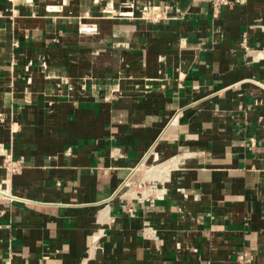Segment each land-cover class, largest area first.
<instances>
[{"label": "crops", "instance_id": "obj_1", "mask_svg": "<svg viewBox=\"0 0 264 264\" xmlns=\"http://www.w3.org/2000/svg\"><path fill=\"white\" fill-rule=\"evenodd\" d=\"M0 143V264H264V0H0Z\"/></svg>", "mask_w": 264, "mask_h": 264}, {"label": "built area", "instance_id": "obj_2", "mask_svg": "<svg viewBox=\"0 0 264 264\" xmlns=\"http://www.w3.org/2000/svg\"><path fill=\"white\" fill-rule=\"evenodd\" d=\"M210 4L212 17L216 18L219 16L221 9L225 6H231L233 4L244 3L246 0H207ZM125 6L127 4H124ZM133 14V11L125 12L122 11L121 14ZM139 17L150 19V20H158L163 17H167V13H164L159 9V6H143L138 13ZM170 17V16H169ZM97 30L96 25L94 23H86V22H79L78 23V31L82 33H95ZM242 47L246 50L248 49V45L245 42V38L241 41ZM12 45L15 47L18 45L17 40L12 41ZM42 65L44 63L42 62ZM69 151V150H68ZM70 152V151H69ZM0 155L2 156V166L5 170L6 175L18 173L24 166V162L22 158H14L12 153L8 151L6 148L2 146L0 143ZM0 195H6L9 197L10 201H12L11 197L7 194L0 193ZM237 260L240 264H247L251 261V256L246 252L241 253L237 256Z\"/></svg>", "mask_w": 264, "mask_h": 264}, {"label": "bare ground", "instance_id": "obj_3", "mask_svg": "<svg viewBox=\"0 0 264 264\" xmlns=\"http://www.w3.org/2000/svg\"><path fill=\"white\" fill-rule=\"evenodd\" d=\"M14 1V3H17V2H19V0H13ZM24 1H27V2H32L33 0H24ZM53 7V6H52ZM50 8V7H49ZM111 12H114V9H112L111 10ZM0 188H4V186H3V184H2V182L0 183Z\"/></svg>", "mask_w": 264, "mask_h": 264}, {"label": "rangeland", "instance_id": "obj_4", "mask_svg": "<svg viewBox=\"0 0 264 264\" xmlns=\"http://www.w3.org/2000/svg\"><path fill=\"white\" fill-rule=\"evenodd\" d=\"M19 1H21V0H19ZM24 1V0H23Z\"/></svg>", "mask_w": 264, "mask_h": 264}]
</instances>
